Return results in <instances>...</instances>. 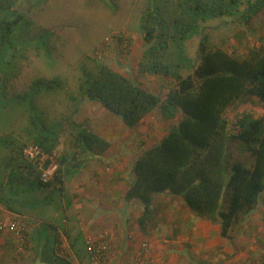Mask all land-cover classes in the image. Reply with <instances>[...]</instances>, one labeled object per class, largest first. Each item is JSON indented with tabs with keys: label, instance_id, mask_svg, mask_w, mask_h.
Masks as SVG:
<instances>
[{
	"label": "trees",
	"instance_id": "16d2710c",
	"mask_svg": "<svg viewBox=\"0 0 264 264\" xmlns=\"http://www.w3.org/2000/svg\"><path fill=\"white\" fill-rule=\"evenodd\" d=\"M19 1L0 0V95L34 103L40 93L55 89L62 82L39 77L24 91L13 83L20 76L22 59L29 57L31 49L46 54L55 52V31L38 26L29 13L17 9ZM263 10L264 0H152L141 12L145 47L138 73L169 77L176 81L175 87L162 98L108 64L81 80L80 97L99 102L130 128L156 110L166 119L179 115L178 123L134 161L133 181L126 199H139L143 204L138 218L142 233L158 225L160 209L156 197L161 194L182 197L200 218L220 223L221 234L228 239H233L232 233L259 205L264 194V43L241 42L245 52L229 51L214 44L203 33L202 24L209 19L238 17L246 31L252 33L256 31L252 19ZM194 33L202 34L195 62L186 53V41ZM74 97L73 100L79 99ZM254 101L259 104L242 109ZM232 106L235 110L228 114ZM73 124L80 128L74 136L76 148L100 152L110 149L111 143L87 124ZM25 131L30 142L49 152L60 146V131L46 124L33 123ZM24 145L7 156V169L11 168L0 181V190L7 185L8 192L15 190L18 194L19 190L11 184L15 178H27L25 185L29 184L31 190H64L65 174L71 175L70 167L64 168L67 162L71 163L68 157L60 154L56 176L43 183L36 167L24 159ZM235 149L246 154L247 161L234 156ZM8 196L3 193L0 202L11 209L8 204L17 203L18 199Z\"/></svg>",
	"mask_w": 264,
	"mask_h": 264
},
{
	"label": "rangeland",
	"instance_id": "374dc122",
	"mask_svg": "<svg viewBox=\"0 0 264 264\" xmlns=\"http://www.w3.org/2000/svg\"><path fill=\"white\" fill-rule=\"evenodd\" d=\"M150 2L152 0H20L18 2L16 8L29 13L38 26L55 31L53 42L56 50L53 54H46L31 49L29 57L22 59L20 76L13 84L19 91L27 90L32 80L39 77L58 79L62 84L55 89L40 93L34 103L29 99L17 101L4 99L0 95V181L7 176L11 168L7 169V156H10L13 149L30 142L25 130L33 126V123L46 124L60 131L61 143L57 148L60 154L67 152L66 156L70 159L76 152L79 159L83 158V153L76 149L74 144L76 141L74 136L80 128L73 124L83 121L89 122L95 128L103 126L104 134L99 135L114 144V147L111 144V153L110 149L106 151L107 155L111 154L109 156L111 160L124 159L126 164L123 167V178L126 181H133L131 161L149 146L160 141L178 123L179 115L166 119L160 110H156L140 124L130 128L120 117L103 107L100 108L98 103L84 101L85 99L79 96V85L86 76L97 73L101 65L108 64L123 71L139 85L162 98H165L170 89L175 87L176 81L169 77L138 73V63L145 47L141 12ZM241 11H245V5H242ZM237 18L209 19L202 24L203 33L208 34L214 44L229 51L238 50L240 54L245 52V46L241 42L255 45L261 41L264 43V10L252 19L256 28L252 33L246 31L243 22L241 23ZM201 39V33H194L186 41V53L194 62L197 60ZM74 96H78L79 99L73 100ZM258 104L254 101L242 109H250ZM234 110L232 106L227 112L231 114ZM82 145L85 146L84 143ZM235 146L238 147L237 144ZM233 153L241 160L247 159V155L241 150L235 149ZM87 164L82 162L80 169L87 168ZM70 169L73 171L71 167ZM73 177L68 175V181H74ZM27 183V178L25 180L15 178L11 181L12 187L19 191L26 187L24 203L13 204L31 211L39 218L54 220L63 230L67 228L64 219H69L73 224L74 220L84 218L83 215L88 212L94 213L98 208L106 209V206L98 204L97 198L82 195L76 199L70 190L64 192L60 189L39 187L31 190L29 184L25 185ZM131 201L136 207L130 204H126L125 207L128 211L131 210L133 214L130 215L135 218L139 209L143 212V204L139 199ZM156 205H159L160 209L159 222L157 227L150 228L148 233L140 231L137 216L130 227L124 228L127 229L125 232L122 233L119 228H116L113 234L108 232L117 245L118 253L120 242L129 241L133 244L131 246L133 253L139 245L149 244L155 259L160 264H264V194L256 210L232 233L233 239L221 235L218 222L200 218L195 212L190 211L183 199L161 194L156 197ZM79 209L83 212L79 213ZM168 209L177 217L174 223L180 228L182 221L179 219L184 216L183 212L190 213L189 217L193 223L199 221L207 223L208 230L203 234L204 237L197 238L196 233L189 235V232H186L184 237H187V241H173V235L165 228L168 218H171L166 212ZM73 210H76L75 214ZM56 211L59 213L56 218L48 214ZM67 214H70L68 218ZM105 219L101 227L113 224V217H105ZM89 221L84 226L79 225V228L89 229L91 225ZM101 221L103 220L100 219ZM191 227L190 225V230ZM45 232H49L52 237L56 236V230L46 224L39 227L38 233L49 241L51 237ZM179 234L182 235V232ZM76 243L77 251H86V242L82 241V237ZM26 251L19 252L18 249L16 255L27 256ZM172 253L175 256L174 260L170 261ZM62 264H74V262L64 258Z\"/></svg>",
	"mask_w": 264,
	"mask_h": 264
},
{
	"label": "crops",
	"instance_id": "0c3cea01",
	"mask_svg": "<svg viewBox=\"0 0 264 264\" xmlns=\"http://www.w3.org/2000/svg\"><path fill=\"white\" fill-rule=\"evenodd\" d=\"M84 101L89 103L92 102L98 103L100 108L103 107L97 101H89V100L88 101L84 100ZM79 123L87 124V126L92 130L96 129L97 131L95 132L97 134H101V135L104 134L102 130L103 126L95 128L92 127L91 124L87 121H83ZM111 144L112 147H114V144L113 143ZM112 147L109 150L110 153ZM76 151L78 152V150ZM80 152L83 153V158L79 159L76 155L77 153L75 152L76 154L73 153L70 159H68V161H70L71 163L68 164L67 162L64 166V168L71 167L73 169V171H71V176H74L73 177L74 181L72 180L68 181L69 174H65L64 177L65 184L63 191L65 192L67 190H70L71 194L76 199H78L82 195L90 196L92 198H97L99 200L98 204L106 206V209L98 208L95 210L94 213H92L93 211L88 212L86 213V215H83L85 216L84 218L79 219L78 221L74 220L73 224L70 223L69 219H64L63 222L67 224V228L63 230L55 223L54 220L51 221V220L39 218L31 211L22 209V207H20L17 204H13V203L8 204L10 207L17 209L19 211L18 212L17 210H14L12 208L10 209L9 207H7L5 203L0 202L1 217L9 221H12L19 217L29 218L28 221L31 223L32 226L31 241L28 245L29 250L26 251L27 256L24 257H23L24 254L21 256L19 254L16 255V252H18V242L13 232L12 231L0 232V264H62V260L64 258L73 261L74 264H89L90 259H89V255H87V251H83L80 249H79L80 251H77L76 242H78L81 237H82V241L86 242L88 237H96L103 231H106L107 233L111 232L113 234L116 228H119V230L122 231L123 233L127 230V229L124 230L125 227L128 228L132 223H134L136 216L138 218L140 217V215L142 214V210L139 209L138 213L136 212L137 214L135 218H133V216L130 215L133 214L131 210L128 211L125 207L126 204L127 205L130 204L131 206L133 205L134 207H136L133 204V201H129L126 199V192L132 180L126 181L123 178L124 175L123 167L126 164L125 160L121 158H116L111 160L109 157L111 154L107 155V152H100L97 150L94 151L80 150ZM64 155H67V152H65ZM74 156H76L78 159H75ZM134 161L135 160L131 161V167H132L131 173H133ZM82 162L88 163L87 168L80 169ZM111 180H113V182ZM6 183H8V179H5V184ZM68 186H71V188H68ZM7 189L8 186L4 185V187L0 190V196H2L3 193H8V195H10L8 197L12 196L18 199L17 203L19 202L24 203L25 200L24 194H26L25 192L17 190L18 192L17 191L16 192L18 194L15 195V190H11V192L10 191L8 192ZM175 197L182 199V197L179 196H175ZM73 211L75 214L76 210ZM78 212L82 213L83 210L79 209ZM166 212L168 213L169 216H171L170 219L172 220L168 218L165 228L166 231L171 232L174 239L173 241L175 242H179L180 240L187 241L188 240L187 237H184L186 232H189V235L196 233L197 238H201L204 237L203 234H206L208 230L207 223L203 221L193 223L189 217L190 213L186 214V212H183L184 216H182V219H179L180 221H182L181 222L182 227L180 228L179 226H175L174 222L176 221L177 217L175 216L174 213L172 214L169 209L166 210ZM48 214L51 216L54 215L53 218H56L59 213L56 211ZM89 214L90 217L88 218ZM93 214H95L94 218H93ZM69 215L67 214V218L69 217ZM105 217L114 218L113 224L112 225L110 224L111 226L101 227L102 226L101 223L106 221ZM100 219H102L103 221L100 222ZM88 220H90L89 223L91 224L89 229L79 228V225L84 226V224L87 223ZM44 224L56 230L55 237H52L49 232H45L47 236L51 237L49 238L50 240L49 242L44 237H41L42 235L38 233L39 227H42ZM190 225L192 226L191 230L189 229ZM219 226L221 230L220 223ZM162 229L163 228H160V230ZM179 232H182V235L179 234ZM58 238H60V242L58 241L56 242V239ZM121 240L123 241L122 236H121ZM132 245L133 244L129 241L120 242L119 253L117 254L118 256L115 264H127L129 262V259L133 253L131 248ZM174 256L175 255H173L172 253V257L170 261L174 260Z\"/></svg>",
	"mask_w": 264,
	"mask_h": 264
},
{
	"label": "built area",
	"instance_id": "2783aa9c",
	"mask_svg": "<svg viewBox=\"0 0 264 264\" xmlns=\"http://www.w3.org/2000/svg\"><path fill=\"white\" fill-rule=\"evenodd\" d=\"M22 153L24 159L39 171L43 183H49L54 179L60 168V153L57 149L49 152L40 145L30 142L23 146ZM30 225L31 223L22 217L9 221L0 216V232H13L18 242L19 252L26 250ZM86 249L90 259L89 264H115L117 260V245L108 233L88 237ZM127 264H160V262L155 259L149 244L146 243L139 245Z\"/></svg>",
	"mask_w": 264,
	"mask_h": 264
}]
</instances>
